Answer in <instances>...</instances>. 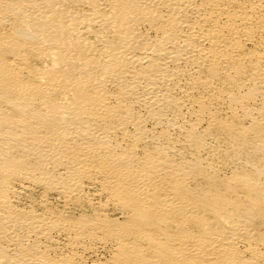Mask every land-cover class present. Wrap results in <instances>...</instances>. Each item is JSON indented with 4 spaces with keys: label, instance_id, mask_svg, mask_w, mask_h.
Here are the masks:
<instances>
[{
    "label": "bare ground",
    "instance_id": "obj_1",
    "mask_svg": "<svg viewBox=\"0 0 264 264\" xmlns=\"http://www.w3.org/2000/svg\"><path fill=\"white\" fill-rule=\"evenodd\" d=\"M0 264H264V0H0Z\"/></svg>",
    "mask_w": 264,
    "mask_h": 264
}]
</instances>
